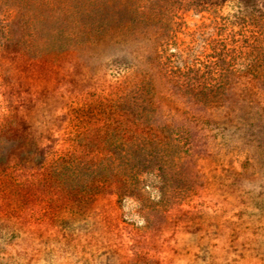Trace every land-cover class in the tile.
<instances>
[{
  "label": "rangeland",
  "instance_id": "374dc122",
  "mask_svg": "<svg viewBox=\"0 0 264 264\" xmlns=\"http://www.w3.org/2000/svg\"><path fill=\"white\" fill-rule=\"evenodd\" d=\"M156 2L146 83L120 7L2 1L0 264H264V0Z\"/></svg>",
  "mask_w": 264,
  "mask_h": 264
},
{
  "label": "trees",
  "instance_id": "16d2710c",
  "mask_svg": "<svg viewBox=\"0 0 264 264\" xmlns=\"http://www.w3.org/2000/svg\"><path fill=\"white\" fill-rule=\"evenodd\" d=\"M2 1L0 0V5L2 4ZM157 0H87V2H91V5H96V7L104 8L103 6L106 5L107 9H112L114 7H120V10H123V12H126L127 15H131L135 18L132 24H127L126 20L121 22L123 20L120 18V14L117 13L113 15L114 20L121 25V30L125 31V34L128 35L130 38L135 40L136 42L141 41L143 39H149L152 41V39L155 40V44L149 48H145L144 46H139V52L142 57V61L139 62L138 72L140 74L144 75V79H146V83L149 81V73L148 71L154 70L155 68H162L160 65H162L161 62H158V58L160 56L157 44L160 43L162 40L161 34H156L155 32V26L153 24L155 13H156V2ZM121 12V11H120ZM107 14V13H106ZM108 14L106 15V17ZM104 17V15L102 16ZM155 28V29H154ZM111 29V28H110ZM158 35V36H156ZM152 56H156V60ZM147 68V70H146ZM146 85V84H145ZM183 87V86H182ZM208 89L210 86H206ZM183 89V88H182ZM184 94L189 96V92L185 89L182 90ZM173 127L168 126L166 130H170ZM176 129V128H175ZM188 130L185 129L183 125H180V127L177 128V133L179 136H185L188 132ZM180 132V133H179ZM177 134V135H178ZM188 137V135L186 136ZM181 139V138H180ZM181 142V140H180Z\"/></svg>",
  "mask_w": 264,
  "mask_h": 264
}]
</instances>
